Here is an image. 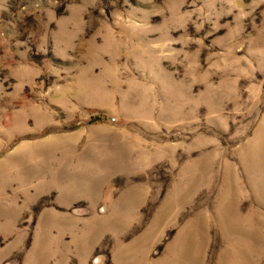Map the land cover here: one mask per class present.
I'll return each instance as SVG.
<instances>
[{"label":"rangeland","instance_id":"obj_1","mask_svg":"<svg viewBox=\"0 0 264 264\" xmlns=\"http://www.w3.org/2000/svg\"><path fill=\"white\" fill-rule=\"evenodd\" d=\"M0 264H264V0H0Z\"/></svg>","mask_w":264,"mask_h":264}]
</instances>
